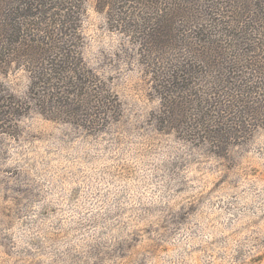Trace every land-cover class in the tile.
Here are the masks:
<instances>
[{"label":"rangeland","instance_id":"rangeland-1","mask_svg":"<svg viewBox=\"0 0 264 264\" xmlns=\"http://www.w3.org/2000/svg\"><path fill=\"white\" fill-rule=\"evenodd\" d=\"M70 1L50 41L67 55L0 64V264H264V111L221 144L196 124L213 82H240L231 52L210 69L198 41L160 50L111 7Z\"/></svg>","mask_w":264,"mask_h":264},{"label":"trees","instance_id":"trees-1","mask_svg":"<svg viewBox=\"0 0 264 264\" xmlns=\"http://www.w3.org/2000/svg\"><path fill=\"white\" fill-rule=\"evenodd\" d=\"M83 1L74 0L73 3L81 4ZM127 2H133L136 6L122 13L118 6L121 4V8L126 9L123 4ZM161 3V0H97L100 12L105 7L118 12L120 17L117 15V20L127 26L122 32L152 38L160 50L166 46L167 40L171 42L177 38L179 43L178 36L181 35L184 39L198 41V48L194 51L198 60L206 61L210 69L218 67L222 70L225 68L218 51L231 52L228 64L235 66V69L229 66L228 72L230 75L234 74L233 71L242 74L236 77L240 82L231 83L233 87H226L220 95L216 94L213 82L207 98L204 96L197 101L196 124L202 128L205 136L219 139V144L221 140L228 142L238 138V128L241 131L246 128L244 116L250 114L256 120L259 118L257 113L264 111V0H177V6L175 0H165L163 6ZM67 6H72L70 0H0V64L3 60V66H8L13 56L25 50L33 55L35 52L50 57L67 55L61 47L56 48L50 43L57 33L61 34L56 27H67L75 20L74 12ZM142 11L151 12L149 24L145 23L146 18L139 15ZM207 12H211L210 15ZM206 22L212 23L217 32L209 36ZM258 23H262L260 28L256 27ZM181 24L188 26L180 30L179 27H183ZM158 35L165 41H158ZM50 44L52 47L47 49ZM186 47L191 49L188 45ZM54 50L57 52L53 54ZM46 58L41 60L45 61ZM29 61L32 63V58ZM68 62L63 60V63ZM183 65L179 67V72L184 76L198 75L195 70L183 71L189 67L187 63ZM52 66V61H47L46 72H52ZM177 90L180 92L181 88L177 87ZM255 97H258L256 103L253 102ZM186 99L177 101V115L186 113L185 106L189 103ZM250 99L252 101L248 102Z\"/></svg>","mask_w":264,"mask_h":264}]
</instances>
